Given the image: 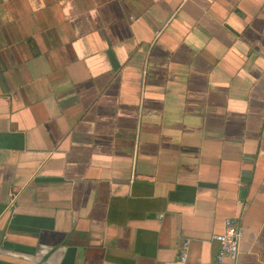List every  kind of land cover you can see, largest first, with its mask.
<instances>
[{"label":"crops","instance_id":"0c3cea01","mask_svg":"<svg viewBox=\"0 0 264 264\" xmlns=\"http://www.w3.org/2000/svg\"><path fill=\"white\" fill-rule=\"evenodd\" d=\"M228 218L264 264V0H0V264H228Z\"/></svg>","mask_w":264,"mask_h":264},{"label":"built area","instance_id":"2783aa9c","mask_svg":"<svg viewBox=\"0 0 264 264\" xmlns=\"http://www.w3.org/2000/svg\"><path fill=\"white\" fill-rule=\"evenodd\" d=\"M242 237V229L236 224L233 219H226L224 223V231L214 236L215 240L220 244L218 259L227 261L228 264H237L240 253V239ZM189 241L184 242L185 251L182 253V260L187 257L186 249Z\"/></svg>","mask_w":264,"mask_h":264}]
</instances>
